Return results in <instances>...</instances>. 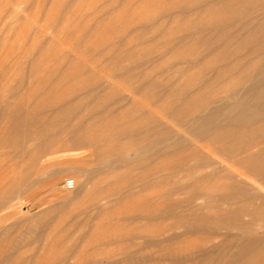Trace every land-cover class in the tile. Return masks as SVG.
I'll return each mask as SVG.
<instances>
[{
  "label": "rangeland",
  "instance_id": "1",
  "mask_svg": "<svg viewBox=\"0 0 264 264\" xmlns=\"http://www.w3.org/2000/svg\"><path fill=\"white\" fill-rule=\"evenodd\" d=\"M263 4L0 0V264L231 261L239 204L187 203L211 171L194 167L189 127L249 84L229 35L264 29ZM234 264H264V240Z\"/></svg>",
  "mask_w": 264,
  "mask_h": 264
},
{
  "label": "bare ground",
  "instance_id": "2",
  "mask_svg": "<svg viewBox=\"0 0 264 264\" xmlns=\"http://www.w3.org/2000/svg\"><path fill=\"white\" fill-rule=\"evenodd\" d=\"M261 10L264 11V4ZM256 34L260 36L253 37ZM229 40L235 45L226 55V60L235 64L232 69L241 67L240 74L249 84H241L227 98H209L208 104L218 105H205L194 112L189 127L192 138H195L190 141V145H195L192 149L194 167L198 172L202 169L211 171L196 175L198 182L207 185L193 188L187 203L206 199L214 207L239 204V208L224 215L231 220L227 231L237 230L242 242L239 253L227 263L234 264L247 250L264 240V233H259L264 229V29L260 25L255 28L246 21L229 35ZM243 49L247 51L242 53ZM36 126L39 129L40 126ZM45 133V128L41 127L39 138L43 139ZM72 142L83 144L79 137H74ZM171 147L168 146L164 152L170 151ZM134 153L138 154L137 151ZM112 156V151L96 154L97 161L106 160L107 167L118 162L112 160ZM222 163L226 164L225 168L217 166ZM218 180L224 182L217 184ZM69 181H74L75 188L76 181ZM91 205L98 207L97 203ZM243 217L249 221L244 222Z\"/></svg>",
  "mask_w": 264,
  "mask_h": 264
},
{
  "label": "built area",
  "instance_id": "3",
  "mask_svg": "<svg viewBox=\"0 0 264 264\" xmlns=\"http://www.w3.org/2000/svg\"><path fill=\"white\" fill-rule=\"evenodd\" d=\"M65 190H73L74 189V181H66L64 184Z\"/></svg>",
  "mask_w": 264,
  "mask_h": 264
}]
</instances>
